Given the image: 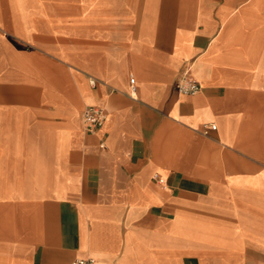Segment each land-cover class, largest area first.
Returning <instances> with one entry per match:
<instances>
[{
    "label": "crops",
    "instance_id": "obj_1",
    "mask_svg": "<svg viewBox=\"0 0 264 264\" xmlns=\"http://www.w3.org/2000/svg\"><path fill=\"white\" fill-rule=\"evenodd\" d=\"M90 257L264 264V0H0V264Z\"/></svg>",
    "mask_w": 264,
    "mask_h": 264
},
{
    "label": "built area",
    "instance_id": "obj_2",
    "mask_svg": "<svg viewBox=\"0 0 264 264\" xmlns=\"http://www.w3.org/2000/svg\"><path fill=\"white\" fill-rule=\"evenodd\" d=\"M131 91L135 92V79H131ZM92 84L95 85V81H92ZM177 89L179 92L183 94H195L200 91V85L188 78L187 73L183 75L182 80L178 83ZM107 118V114L104 108L91 106L88 107L82 116L83 126L86 132L95 133L99 130L105 123ZM209 130H216V126L205 127L204 134L208 135ZM104 147V144H102ZM157 179V177H156ZM160 184H163L164 181L162 179H158ZM72 264H96V260L94 258H79L72 262Z\"/></svg>",
    "mask_w": 264,
    "mask_h": 264
}]
</instances>
